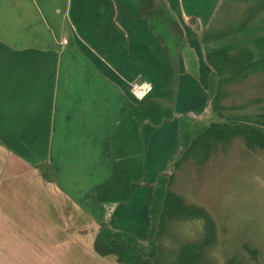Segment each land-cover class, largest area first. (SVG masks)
Wrapping results in <instances>:
<instances>
[{
  "label": "crops",
  "instance_id": "crops-1",
  "mask_svg": "<svg viewBox=\"0 0 264 264\" xmlns=\"http://www.w3.org/2000/svg\"><path fill=\"white\" fill-rule=\"evenodd\" d=\"M159 1L172 15L173 32L194 51L197 76L183 54L166 60ZM220 1L0 0V227L8 238L0 240V262L30 264L38 249L44 264H85L82 255L123 264L99 254L95 241L106 217L120 215L133 193L136 203L140 188L133 184L130 202L112 209L95 188L111 176L114 136L121 141L120 125L140 101L130 84L151 83L154 97L174 108L172 118L158 126L146 121L127 142L144 164L142 181L147 165L174 164V133L180 137L187 113L180 107L199 95L209 66L203 37L214 31ZM31 218L44 220V234L31 232Z\"/></svg>",
  "mask_w": 264,
  "mask_h": 264
},
{
  "label": "rangeland",
  "instance_id": "rangeland-1",
  "mask_svg": "<svg viewBox=\"0 0 264 264\" xmlns=\"http://www.w3.org/2000/svg\"><path fill=\"white\" fill-rule=\"evenodd\" d=\"M159 3V13L165 16L159 32L164 34L166 60L170 62L177 55L183 54L182 57L190 61L189 71L197 76L198 71L194 67L196 63L194 51L183 40L185 37L182 39L183 34L173 32L172 15L161 1ZM212 18L209 27L214 28V32L218 31L217 28L221 31H228L227 35L230 33L229 38L227 37L228 43H241L233 53L243 51L247 47L257 52L253 40L264 35V0H221ZM207 31H212V29L207 28ZM256 57L258 58L257 53ZM204 70L199 95L194 98L190 95L180 107L181 115L184 112L189 114V117L187 113L181 116L182 125L190 124L191 129L194 124V129L198 128L201 131L214 121L231 127L245 126L247 123L264 126V71L252 74L244 81L226 84L222 88L224 97L220 101V108H215L209 95L210 74L213 69L206 66ZM198 77L200 79L199 75ZM167 80L170 81L171 78L164 81ZM141 82L145 81L139 83ZM153 89L154 85L147 97L155 95ZM181 124L178 125L186 128ZM132 131V129L131 132L124 131L121 141L117 143H115L116 137L114 138L113 149L117 161L133 155V145L129 146L127 143ZM178 137L179 135L174 133L175 142L172 146L173 150L171 149L174 164L169 162L157 168L147 165L143 180L139 184L135 183L133 187V190L140 188V190L137 189L139 192L137 202L133 203L136 199V193L135 195L133 193L132 204L121 209L120 215H115L114 212L109 217L110 219L106 217V223L135 236L137 240H140L142 248H149L148 237L152 223L146 211L145 201L153 187L156 186L155 178L160 175L157 173L161 172L164 175L162 172H165L170 176L168 181L170 188L182 195L186 203L204 208L207 216V218L171 220L166 223L160 238L168 260L176 259L179 248L183 244L194 242L202 245L204 238V243L208 246L204 247L205 254L199 264H227L231 258L236 259L239 264H264V149L249 147L242 137H237L229 145L219 144L204 164H198L195 159L191 158L184 162L181 160L182 163L180 162L177 166L178 163L175 165V162L180 160L179 158L184 153L185 138L182 134H180V139ZM30 188L31 192H37L36 187L31 186ZM46 201H49V198ZM120 208L121 205L118 209ZM32 214L35 215V213ZM31 219L35 226L30 229L31 232L36 236L39 233L44 234L42 230L44 220ZM208 225H212L210 231L206 229ZM5 228L0 227V240L6 243L8 238L3 234ZM209 233L211 236L206 238ZM69 245L70 243L66 242L62 250L66 252ZM32 248L35 247H29L30 250ZM37 251L31 250L30 264H44L43 260L38 258ZM82 258L87 260L85 264H106V259L102 257L94 260L88 255H82ZM2 262L0 264H3ZM65 263L71 264L67 261Z\"/></svg>",
  "mask_w": 264,
  "mask_h": 264
},
{
  "label": "trees",
  "instance_id": "trees-1",
  "mask_svg": "<svg viewBox=\"0 0 264 264\" xmlns=\"http://www.w3.org/2000/svg\"><path fill=\"white\" fill-rule=\"evenodd\" d=\"M227 32L225 30L207 31L203 37V43L207 47L206 60L213 69L210 74L209 95L215 108H220V101L224 97L222 88L226 84L244 81L250 75L264 71V35L253 40L257 52L255 50L253 52L247 47L243 51L233 53L241 43H228L230 33L227 35ZM211 42L214 43L213 46L209 45ZM173 111L172 105L149 95L136 104H131L119 130L120 132L123 130L131 132L132 129L133 134L134 130L138 131L140 125L146 121L158 126L165 119L172 118ZM134 114L136 118H134ZM184 125L186 128L180 127V134L185 137L183 141L184 153L179 158L180 160L175 162V165L178 163L177 166L181 160L184 162L191 158L195 159L198 164H204L219 144L229 145L237 137H242L249 147L264 149L263 125L247 123L245 126L231 127L214 121L203 131L198 128L194 129V124L191 129L189 128L190 124L184 123ZM134 154L117 161L109 179L98 185L95 193L99 202H104L109 207L116 203L127 204L130 202L133 184H139L144 175L142 159ZM168 181L167 176L159 175L148 200L147 212L150 215V223H152L148 237L149 248H142L140 240L128 232L115 229L108 222H102L104 225L95 241V249L99 254L115 255L118 261L123 264H199L201 262L202 256L204 257L205 254L204 249L208 246L204 243V238L201 242L202 245L194 242L183 244L179 248L176 259L168 260L167 252L160 238L166 223L171 220L207 218L204 208L186 203L182 195L170 188ZM211 227L212 225H208L206 229L210 231ZM210 236L211 233L206 238ZM227 264L239 263L236 259L231 258Z\"/></svg>",
  "mask_w": 264,
  "mask_h": 264
},
{
  "label": "built area",
  "instance_id": "built-area-1",
  "mask_svg": "<svg viewBox=\"0 0 264 264\" xmlns=\"http://www.w3.org/2000/svg\"><path fill=\"white\" fill-rule=\"evenodd\" d=\"M67 40H64V43H66ZM146 85V87L144 88L143 86ZM131 92L133 93V95L138 99V100H142L145 97H147V95L149 94V92L152 90V84L149 82H141L139 83L138 81L133 82L131 84Z\"/></svg>",
  "mask_w": 264,
  "mask_h": 264
},
{
  "label": "water",
  "instance_id": "water-1",
  "mask_svg": "<svg viewBox=\"0 0 264 264\" xmlns=\"http://www.w3.org/2000/svg\"><path fill=\"white\" fill-rule=\"evenodd\" d=\"M167 177H170L169 174L167 175Z\"/></svg>",
  "mask_w": 264,
  "mask_h": 264
}]
</instances>
